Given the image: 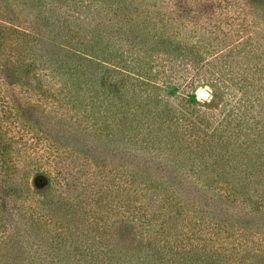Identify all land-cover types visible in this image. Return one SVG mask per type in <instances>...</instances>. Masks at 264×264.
<instances>
[{"label":"trees","instance_id":"16d2710c","mask_svg":"<svg viewBox=\"0 0 264 264\" xmlns=\"http://www.w3.org/2000/svg\"><path fill=\"white\" fill-rule=\"evenodd\" d=\"M143 3L0 0V264H264V71L187 131Z\"/></svg>","mask_w":264,"mask_h":264},{"label":"rangeland","instance_id":"374dc122","mask_svg":"<svg viewBox=\"0 0 264 264\" xmlns=\"http://www.w3.org/2000/svg\"><path fill=\"white\" fill-rule=\"evenodd\" d=\"M144 1L148 0H134L142 8ZM155 3L153 8L168 18L165 28L170 32L167 34L177 40L182 37L193 41L202 39L198 49L179 51L170 69L165 70L167 78L162 77L166 79L174 112L185 111L184 116L191 115L181 121L184 126L195 121V113L203 119H211L227 112L236 100L231 94L240 95L235 86L238 73H246L247 82L260 85L264 71V0H155ZM208 6L214 11L212 16L205 11L208 8L204 7ZM160 78L158 75L156 80ZM202 88L208 92L205 98L198 95ZM250 90L255 92L252 87ZM257 101L264 103V98ZM185 127L188 131L192 126ZM44 207L38 204V210ZM154 234L156 232L151 231L145 240H150ZM22 249L20 254L15 249L12 256L1 263L29 264V243H24Z\"/></svg>","mask_w":264,"mask_h":264},{"label":"water","instance_id":"95a60500","mask_svg":"<svg viewBox=\"0 0 264 264\" xmlns=\"http://www.w3.org/2000/svg\"><path fill=\"white\" fill-rule=\"evenodd\" d=\"M198 95L201 97V98H205L208 96V92L206 91V89L202 88L198 91Z\"/></svg>","mask_w":264,"mask_h":264}]
</instances>
